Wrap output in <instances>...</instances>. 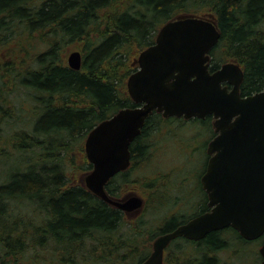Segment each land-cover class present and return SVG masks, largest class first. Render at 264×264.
Instances as JSON below:
<instances>
[{
    "label": "trees",
    "instance_id": "16d2710c",
    "mask_svg": "<svg viewBox=\"0 0 264 264\" xmlns=\"http://www.w3.org/2000/svg\"><path fill=\"white\" fill-rule=\"evenodd\" d=\"M188 16H211L220 30L210 53L212 71L226 62L238 63L244 70L241 94L264 90V0H0V110L15 116L8 89H29L35 98L30 131L13 132L12 151L24 159L17 172L0 182V264H141L157 236L207 209L199 180L209 158L208 143L216 135L211 114L186 119L154 110L148 116L131 143V165L106 185L115 199L127 197L136 183L149 189L155 198L153 211L144 209L138 217L74 183L64 164L68 151L82 145L97 124L137 105L125 89L138 68L132 61L155 42L164 24ZM65 40L82 43L80 70L59 54ZM14 42L18 54L12 50ZM35 42L47 49L37 51ZM3 48L8 51L3 53ZM29 48L36 52L30 55ZM31 58L38 60V67L24 64ZM196 122L210 132L203 146L193 148L195 160L205 158L204 169L191 185L200 191L201 200L192 213L174 212L170 209L180 197H173L177 183L169 173L145 174L143 181H136L131 170L147 167L141 163L149 159L155 132L168 124L196 127ZM85 161L92 169L87 156ZM163 208L170 211L157 217ZM225 232L238 235L233 227ZM238 240L237 246L252 244ZM176 242L177 264H218L208 253L226 245L216 230L200 242ZM258 258L256 264H262L260 254Z\"/></svg>",
    "mask_w": 264,
    "mask_h": 264
},
{
    "label": "water",
    "instance_id": "95a60500",
    "mask_svg": "<svg viewBox=\"0 0 264 264\" xmlns=\"http://www.w3.org/2000/svg\"><path fill=\"white\" fill-rule=\"evenodd\" d=\"M220 37L209 18L188 16L164 24L128 77V93L137 105L120 109L87 135L85 150L93 167L85 178L87 188L131 213L143 207L144 199H115L106 185L130 166L131 143L148 116L156 110L165 117L211 114L215 119L216 135L208 143L211 157L201 177L211 209L158 236L141 264H163L165 247L180 236L199 240L230 226L248 240L264 235V90L241 94L244 70L238 63L226 62L211 71L210 53ZM82 64V51L70 52L68 65L80 70ZM260 254L264 264V241Z\"/></svg>",
    "mask_w": 264,
    "mask_h": 264
},
{
    "label": "rangeland",
    "instance_id": "374dc122",
    "mask_svg": "<svg viewBox=\"0 0 264 264\" xmlns=\"http://www.w3.org/2000/svg\"><path fill=\"white\" fill-rule=\"evenodd\" d=\"M208 18L215 20L211 16H209ZM12 45L13 52L18 54V45L15 42L12 43ZM35 49L37 51H44L47 49V45L41 42H37ZM35 49L29 48V54H34L36 52ZM2 50H4L3 53H5V51H8V48H3ZM74 50L83 51L82 43H74L66 40L63 42L59 54L63 56L64 62H67V64L68 56L70 52ZM138 56L132 61V64L138 65ZM31 59H33V61H28L24 64L26 66H29L30 68L31 66L33 68L38 67V60H36V58ZM210 62L212 63V58ZM22 64L23 63H19V66H22ZM8 82L12 84L11 79ZM125 89L128 90L127 82L125 83ZM6 96L10 97L12 105L15 107L11 110V112L15 116L12 118L9 115H6L4 110H0V182L6 181V176L7 178H9L10 175L17 172L20 164L22 163L23 156H21L20 153H13V143L16 141L15 136H13V132L15 130L23 132V129H25L26 131H30V124L34 119V112H32V110L35 108L34 106H31V103H34L35 98L32 93H29V89H23L20 87L17 93L12 92L11 89H8L6 91ZM195 125L196 127L188 126V128H182V126H179L178 124H168L167 126L162 128V131L158 133L155 132L151 137V141L153 142V144L150 147L149 159L142 160L141 163V166L146 165L147 167L145 166V170L141 168L138 170H131L132 177L136 181H143L145 174L152 175L154 173L155 175V173H169V178L177 183V188L172 191L173 197H180L177 205L175 207L173 206L170 209L174 212L190 211L189 213H192L194 212L195 203L198 201V191L194 189V187H191V185L195 180V177L193 176L195 175L196 177H198L204 169L205 158L202 157L200 161L198 159L195 160L194 156L198 155V153L194 152L193 148L195 145L203 146L205 141L208 139L210 132L209 130L208 132L206 130H203V126L197 122L195 123ZM191 131L193 132V134H191ZM84 140L82 145L76 146V148L72 147L68 151L67 156L64 158V164L65 169L67 170L66 172L68 173L70 179L74 183L84 184L86 186L85 178L91 171V169L88 168L85 161L86 152ZM81 148H83L84 154L81 151ZM30 149L31 148L28 147V155L25 158L26 161L30 159ZM25 165L26 164H22V166ZM190 172H192L193 174H190ZM177 178H179V184ZM132 190L127 197L131 195H139L144 198L145 206H143L139 210L131 212V217L140 216L143 213L144 209H147V212L153 211L152 202L153 200H155V198L151 197L150 190L148 189L146 191V187H142L138 183H136L132 187ZM166 210L167 209L164 210L163 208L162 211L158 210L159 212L157 214L155 212L154 213L157 217L158 215L165 216L166 212L170 211ZM229 235L233 238L236 237V235L232 232H229ZM236 240L238 241V238ZM263 240L264 239L261 238L260 240H258V251ZM235 248H237L236 251H234ZM253 250H257L256 245H238L233 247V252L227 251L225 253V259L228 260V262L231 264H256L257 262L253 259V257H255V253L253 252ZM261 261L262 260H260V262Z\"/></svg>",
    "mask_w": 264,
    "mask_h": 264
},
{
    "label": "flooded vegetation",
    "instance_id": "af4514ba",
    "mask_svg": "<svg viewBox=\"0 0 264 264\" xmlns=\"http://www.w3.org/2000/svg\"><path fill=\"white\" fill-rule=\"evenodd\" d=\"M212 71V70H211ZM230 87V85H229ZM162 113V112H161ZM183 117V116H182ZM86 140V139H85ZM86 152V151H85ZM207 153H208V147H207ZM211 157V154H209V158ZM208 158V160H209ZM208 163V161H207ZM206 168H207V164H206ZM206 168L204 170V172L202 173V175L205 173L206 171ZM201 175V177H202ZM201 177H200V180H199V183H200V186H201V192L198 191V195L199 192L201 193V195H203V197L205 196V198H207V209L201 213H199L198 215L202 214V213H205L207 211H209L211 209V207L209 206V195L207 193V191L203 188V184L201 182ZM203 192V194H202ZM201 200V196H198V201ZM197 216V215H196ZM195 217V216H194ZM228 227H224V228H220V229H215L216 231H219V236L220 238L226 242V245L215 250V251H210V253H208L209 256H213L215 255L216 256V259H217V262L218 264H231L228 262V260L225 259V253L227 251H230V252H233V247L234 246V243H236V246L238 243H240V239L237 241V237L238 238H243L244 240L246 241H251L252 242V245H256L257 247V250H253V252L255 253V257H253V259L256 261L258 260V254H260V248H259V251H258V246H259V243H258V239H254V240H248L246 238H244L240 232L238 230L235 229V231L237 232V237L233 238L232 236L228 235V233L225 232V229H227ZM211 231H214V230H211ZM210 231V232H211ZM170 232V231H169ZM167 233V232H166ZM164 234V233H163ZM162 235V234H160ZM159 235V236H160ZM206 236V235H205ZM158 237V236H157ZM156 237V238H157ZM187 239V240H190V241H193V242H200L204 239V237L202 239H199V240H193V239H190V238H187V237H184V236H180V237H176L174 239L171 240V242L165 247V250H164V260H163V264H169L170 262V259H171V262L172 264H177L179 261H178V257L179 256V251H180V248H178V245H177V240L178 239ZM237 248L234 249V251H236ZM245 252V251H244ZM261 256V254H260ZM186 257V256H185ZM262 257V256H261ZM176 258V260H175ZM262 263V261H261Z\"/></svg>",
    "mask_w": 264,
    "mask_h": 264
}]
</instances>
